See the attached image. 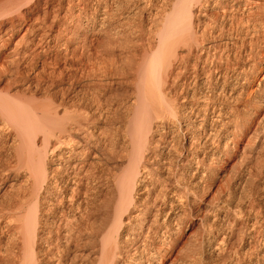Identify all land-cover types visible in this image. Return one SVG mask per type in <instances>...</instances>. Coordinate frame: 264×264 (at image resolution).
I'll list each match as a JSON object with an SVG mask.
<instances>
[{"label":"bare ground","instance_id":"bare-ground-1","mask_svg":"<svg viewBox=\"0 0 264 264\" xmlns=\"http://www.w3.org/2000/svg\"><path fill=\"white\" fill-rule=\"evenodd\" d=\"M83 1L68 0L57 36L47 32L32 50L37 31L43 28L41 22L28 24L15 39L29 15L38 14L41 0H0V73L9 76L0 92V264H42L54 258L53 264H64L76 239L67 231L52 242L50 231L44 235L52 220L43 218L58 205L62 212L80 210L84 214L90 203H97L100 186L109 193L101 202L105 217L99 221L88 215L84 218V235L93 240L87 257L77 263L76 255L70 264H155L158 257L160 263L176 243L184 203L191 202L192 175L205 166L202 157L192 154L209 148L213 135L234 142L240 130L231 124L237 118L243 90L238 80L246 81L247 76L241 73L243 67L236 69L239 73L231 72L228 61L241 52L232 51L233 33L227 28L224 34L223 25L227 14L234 12L252 26L254 11H264V0H160L154 13L160 14L155 40L147 42L129 66L137 80L136 97L117 117L112 118L100 104L97 116L89 115L88 107L67 100L73 82L71 74L62 70L56 75L53 70L59 82L50 85L61 96H50L47 105L21 107L11 102L18 94V84L29 86L28 77L39 78L49 64L57 66L61 59L76 57L73 48L85 49L90 32L99 35L110 28L106 24L110 13L105 8L100 11L108 0H95L92 13H87L86 4L78 7V14H87L85 25L69 26L68 17H75L72 10ZM111 1L117 9L123 4L122 0ZM136 1H124L128 9L120 24L129 26L150 4L149 0ZM209 1L212 6L219 4L209 15L214 24L208 25L207 33L206 26L196 31L194 10ZM61 4L60 0L53 8L60 10ZM47 17L44 10L36 19ZM53 18L55 22L58 14ZM215 24L220 32L213 35L209 29H215ZM60 34L62 42L56 40ZM112 34V39L120 36L117 31ZM210 34L212 38L205 37ZM51 44L56 49L52 61ZM82 54L76 60L86 78L109 69L108 60L96 57L91 61ZM249 65L257 68L254 62ZM229 79H233L231 84ZM12 84H16L14 95ZM231 101L235 104L230 105ZM254 108L257 123L264 122V110ZM111 118L112 126H105L103 121ZM243 121H252V117L244 114ZM257 148L263 150L264 143ZM213 150L214 156H220V148ZM179 253L182 264H192V244Z\"/></svg>","mask_w":264,"mask_h":264},{"label":"rangeland","instance_id":"rangeland-1","mask_svg":"<svg viewBox=\"0 0 264 264\" xmlns=\"http://www.w3.org/2000/svg\"><path fill=\"white\" fill-rule=\"evenodd\" d=\"M48 1V4H45L44 0H41L38 14L31 13L29 15L15 39H19L24 34L28 24L41 22L43 28L37 31V38L32 50H35L38 38L47 32L54 37L57 36L59 25L62 23L68 0H61L62 8L60 10L53 8L60 0ZM72 1L76 4L78 2V0ZM122 1L123 4L118 9L115 8L111 0L102 4L100 8V11L105 8L110 13L109 19L106 21L110 28L99 35L90 32L85 37L87 46L85 49L73 48L76 57L67 61L61 59L57 66L49 64L41 72L39 78L28 77L29 86L22 83L23 80L21 85H17L18 87L15 86L16 84H12L10 93L14 95L13 87H16L18 94L11 97L10 101L21 107H26L25 104L31 105L30 107L34 104L37 107L47 105L50 96H61V93H57L53 88V85L59 81L57 79L55 81L52 72L54 70L56 75V72L62 70L63 74H71L73 82V89L71 88V92L66 95L67 100L88 107L89 115L97 116L96 107L98 104L103 106L112 118L122 113L127 103L136 97L138 89L136 76L129 68L130 62L137 60L143 53L147 42L153 43L155 40L160 14L159 12L154 13L161 5L160 0H149L150 4L144 7L140 14L134 16L132 22L127 26L125 23L120 24L128 9L125 0ZM141 1L137 0L135 4H141ZM211 1L207 3V6L194 10L192 25L194 30L199 31L206 26V31L210 27L209 24H214L209 15L219 4L212 6ZM84 4L89 8L87 13H92L96 8L95 0H84L72 10V15L75 17H68L69 26H74L77 22L85 25L87 14H78L77 10ZM44 10L48 12V17L43 21L36 19L37 15H42ZM101 13L99 17H101ZM149 13L150 15H148ZM55 14H58V19L53 22ZM246 20L245 16L233 12L227 14L223 25L224 34L228 32L227 28H230L233 33L230 37L234 44L232 51L235 53L240 50L241 52L234 54L228 61L231 72L239 73L240 67H243L244 70L241 73L247 76L246 81L238 80L243 90L238 102L237 118L233 119L231 124V127L237 126L240 130H237L233 137L234 142L222 140L223 137L220 134L213 135L209 148L203 152L197 150L196 154H192L194 157H202L205 166L192 175V180L190 178L192 193H189L188 196L191 202L184 203L182 207L183 214L175 234L177 239L174 247L160 263H158L160 257L156 262L153 261L155 264H168L169 262L170 264H182L179 252L184 251L191 244L192 264H264V241L262 240L264 239V149L260 151L257 148L259 143H264V122L258 124L257 118L253 114L254 107L264 110V79H262L264 78V11H254L252 20L255 23L252 26L251 22L247 23ZM50 25H52L51 28H49ZM215 26V29H209L213 31V35L220 32L219 24H215ZM114 31L120 33L117 39H112ZM205 37L209 39L213 36L210 34ZM63 38V34H60L56 40L62 42ZM78 39L80 41L82 36ZM74 41H78L77 38ZM108 41H110L109 47L106 46ZM53 45L51 44V50L48 52L51 61L56 53ZM13 46L11 45V47ZM81 53H83L84 59L90 57L91 61L96 57L108 60L110 62H107L110 64L109 69L107 71L100 69L96 74L86 78V73H81L78 70L81 63L76 60ZM60 55L63 54L60 52ZM252 62L256 64V69L249 65ZM8 79V75L0 73V92L5 88ZM54 81L55 83L50 86ZM228 81L231 84L233 79ZM234 104L235 101L230 102V105ZM253 104H257V106L251 107ZM244 114L251 116L252 121H243ZM112 118L103 121L104 125L112 126L114 121ZM217 147L222 151L218 157L212 154L213 149ZM194 171L192 164V172ZM183 175L185 177L187 173L184 172ZM11 193L13 194V192ZM96 193L97 203L93 205L90 203L84 214L80 210L67 211L63 209L64 212H62L58 205L50 216L43 218L52 220L51 225H47L44 230V235L50 231L52 242L55 243L54 239L57 236L61 238L67 231L69 234L72 233L76 239L70 245L68 253L65 254L64 264L72 263L77 259L76 255L79 256L77 263H80V258H85L88 255V249H90L93 239L84 235V218L87 215L91 218L90 220L94 219L95 221L104 218L105 210L102 208L101 202L109 195L104 186L97 188ZM0 199H2L1 192ZM67 201L62 206L66 205ZM75 203L77 204V201ZM41 206L46 209L47 204ZM66 219L69 221L68 224H66ZM58 243L63 244V240L60 239ZM57 246L58 244L53 245L54 248ZM54 251L56 250L54 249L52 252ZM54 259H44L41 263L53 264Z\"/></svg>","mask_w":264,"mask_h":264}]
</instances>
